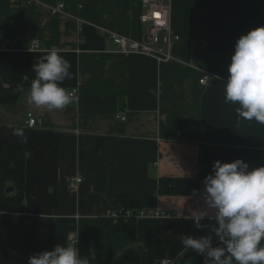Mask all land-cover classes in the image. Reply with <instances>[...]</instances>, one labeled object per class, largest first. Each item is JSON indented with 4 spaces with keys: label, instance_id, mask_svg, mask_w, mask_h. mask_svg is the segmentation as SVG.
<instances>
[{
    "label": "crops",
    "instance_id": "0c3cea01",
    "mask_svg": "<svg viewBox=\"0 0 264 264\" xmlns=\"http://www.w3.org/2000/svg\"><path fill=\"white\" fill-rule=\"evenodd\" d=\"M169 1L180 39L169 46L173 60L159 61L114 51L109 38L150 42L143 0H0V38L14 46L0 53V92L19 90L15 102L0 99V153L26 155L21 201L1 199L0 179V264H28L30 256L53 249L55 230L68 233L88 264L177 260L187 250L182 235L209 234L208 217L203 228L185 217L205 209L213 214L204 182L213 163L242 158L251 167L264 165V124L238 117V105L224 97L235 43L264 25V0ZM61 2L64 12L53 14ZM53 47L71 64L62 86L78 89L76 101L60 111L28 102L33 65ZM121 112L126 120L116 117ZM18 128L26 140L14 134ZM75 176L83 182L71 190ZM161 178L198 179V193L165 194ZM121 194H134L138 208L172 215L139 218L134 232L114 231L105 213Z\"/></svg>",
    "mask_w": 264,
    "mask_h": 264
},
{
    "label": "clouds",
    "instance_id": "9594fccd",
    "mask_svg": "<svg viewBox=\"0 0 264 264\" xmlns=\"http://www.w3.org/2000/svg\"><path fill=\"white\" fill-rule=\"evenodd\" d=\"M71 64L53 47L34 65L28 102L36 109L60 111L73 102L62 86L71 79ZM27 79V77H25ZM225 102L237 104L238 117L264 124V25L242 34L228 65L224 82ZM14 134L24 137L22 129ZM26 140V137H24ZM205 201L208 210L191 213L197 228L205 217L212 223L208 235H182L186 249L204 256V264H264V165L251 167L242 158L231 162L216 160L205 176ZM218 243L213 244V237ZM28 264H88L76 244H57L28 259Z\"/></svg>",
    "mask_w": 264,
    "mask_h": 264
},
{
    "label": "built area",
    "instance_id": "2783aa9c",
    "mask_svg": "<svg viewBox=\"0 0 264 264\" xmlns=\"http://www.w3.org/2000/svg\"><path fill=\"white\" fill-rule=\"evenodd\" d=\"M18 4L27 5H39L41 0H12ZM146 11L142 15L141 20L145 23H150L151 28L149 30L150 42H142L126 36L110 33L109 38L112 43V49L120 53H137L147 56H152L159 61H171L173 55L169 50V46L174 40H179L180 35L176 34L171 27V4L169 0H143ZM65 10V3L61 2L51 7V12L55 15L63 13ZM13 43L8 40L0 38V53L4 51L13 50ZM209 79L208 74H204L199 83L202 86L207 85ZM73 94L72 100L74 103L77 99L78 89H72L69 91ZM70 103V104H72ZM120 120H126L127 115L124 112L117 114L116 116ZM37 118L32 114H28V125L34 127L37 125ZM83 178L75 176L69 180V188L71 190H78ZM122 215L124 217H136L137 219L147 216H158L167 217L172 215L170 212L162 210H151V209H125L112 207L107 209L105 216L112 218L117 221ZM218 242V238H215ZM264 243V241H262ZM175 259L165 258L162 264H176Z\"/></svg>",
    "mask_w": 264,
    "mask_h": 264
},
{
    "label": "trees",
    "instance_id": "16d2710c",
    "mask_svg": "<svg viewBox=\"0 0 264 264\" xmlns=\"http://www.w3.org/2000/svg\"><path fill=\"white\" fill-rule=\"evenodd\" d=\"M18 88H3L0 92L2 102H15L18 100ZM202 176H200L201 178ZM0 179L2 183L3 200L14 199L21 201L26 183V155L21 151L4 150L0 153ZM13 186V192L7 193L6 188ZM199 188L198 179L190 178H161L160 190L165 194H197ZM136 196L134 194H121L119 204L115 206L119 209H139L136 207ZM114 208V207H113ZM108 225L117 232H134L136 217H124L122 215L117 221L105 216ZM129 220V222L127 221ZM68 233L65 230H55L53 233V248L57 244H67ZM176 264H204V256L187 249L185 253L176 261Z\"/></svg>",
    "mask_w": 264,
    "mask_h": 264
},
{
    "label": "water",
    "instance_id": "95a60500",
    "mask_svg": "<svg viewBox=\"0 0 264 264\" xmlns=\"http://www.w3.org/2000/svg\"><path fill=\"white\" fill-rule=\"evenodd\" d=\"M14 187L13 186H9L7 189H6V192L7 193H11V192H13L14 191Z\"/></svg>",
    "mask_w": 264,
    "mask_h": 264
}]
</instances>
